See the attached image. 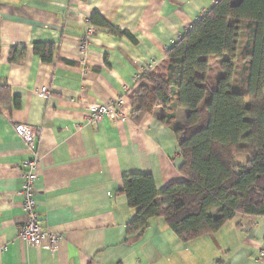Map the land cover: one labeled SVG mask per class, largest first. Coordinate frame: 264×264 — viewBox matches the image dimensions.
I'll return each mask as SVG.
<instances>
[{
	"label": "crops",
	"instance_id": "obj_1",
	"mask_svg": "<svg viewBox=\"0 0 264 264\" xmlns=\"http://www.w3.org/2000/svg\"><path fill=\"white\" fill-rule=\"evenodd\" d=\"M218 1L0 0V87L8 89L0 100V264H264V216L236 214L187 242L162 218L127 232L135 210L120 191L125 176L150 175L158 193L185 180L174 132L159 121L164 110L132 122L128 91L152 62L153 73L165 74L166 51ZM94 14L132 40L92 25ZM35 44L54 47L50 64ZM220 75L211 60L209 78ZM117 97L127 119L78 127L89 109ZM186 113L176 111L174 126ZM16 125L42 129L33 198L42 226L62 237L52 251L18 237L26 222L21 162L31 153Z\"/></svg>",
	"mask_w": 264,
	"mask_h": 264
},
{
	"label": "trees",
	"instance_id": "obj_2",
	"mask_svg": "<svg viewBox=\"0 0 264 264\" xmlns=\"http://www.w3.org/2000/svg\"><path fill=\"white\" fill-rule=\"evenodd\" d=\"M89 22L132 40L98 14ZM53 50L33 46L44 64L52 62ZM166 58L165 74L141 73L129 89L128 118L138 123L154 109L164 110L159 121L174 132L185 180L158 193L150 175L125 176L120 191L135 210L127 232L140 234L151 219L162 218L187 242L217 232L236 214L264 216V0H219L177 38ZM211 60L220 64L215 83L208 76ZM5 96L2 86L0 100ZM178 109L187 113L176 127ZM238 155L246 161L236 162Z\"/></svg>",
	"mask_w": 264,
	"mask_h": 264
},
{
	"label": "built area",
	"instance_id": "obj_3",
	"mask_svg": "<svg viewBox=\"0 0 264 264\" xmlns=\"http://www.w3.org/2000/svg\"><path fill=\"white\" fill-rule=\"evenodd\" d=\"M88 34H90V32ZM87 44V40H83L81 42V47L84 49ZM154 68L155 63L152 62L148 69L145 70V73L152 72ZM137 80L138 76L135 78L134 84ZM41 93L48 95L47 89L45 88L41 89ZM104 118L112 121H123L127 119V116L123 111V98L117 97L115 99H110L105 103L93 106L89 109L84 121L81 124H78V127H81L82 124L90 126L97 125ZM13 130L15 135L25 143L31 153V158L21 162L23 174L19 193L23 197L22 210L26 215V222L19 227L18 237L29 246L52 251L62 237L59 234L47 231L42 226L35 211L36 205L33 198V184L38 175V155L35 152V143L40 137L42 129L26 125H16ZM259 256H264V253H260Z\"/></svg>",
	"mask_w": 264,
	"mask_h": 264
},
{
	"label": "rangeland",
	"instance_id": "obj_4",
	"mask_svg": "<svg viewBox=\"0 0 264 264\" xmlns=\"http://www.w3.org/2000/svg\"><path fill=\"white\" fill-rule=\"evenodd\" d=\"M236 2H237L236 0L231 1L232 4H235ZM242 49H243V40L240 42L239 50H238V54H239L238 63H239V65L242 63V61L240 60L241 59L240 55H241ZM235 159H236V162L241 163L243 161H246L247 158L245 156H243V155H238V156H236Z\"/></svg>",
	"mask_w": 264,
	"mask_h": 264
}]
</instances>
